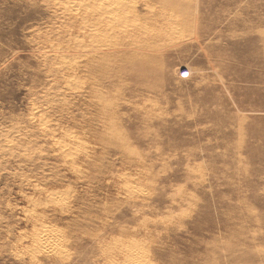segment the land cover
<instances>
[{"label": "rangeland", "instance_id": "rangeland-1", "mask_svg": "<svg viewBox=\"0 0 264 264\" xmlns=\"http://www.w3.org/2000/svg\"><path fill=\"white\" fill-rule=\"evenodd\" d=\"M0 264H264V0H0Z\"/></svg>", "mask_w": 264, "mask_h": 264}, {"label": "bare ground", "instance_id": "bare-ground-1", "mask_svg": "<svg viewBox=\"0 0 264 264\" xmlns=\"http://www.w3.org/2000/svg\"><path fill=\"white\" fill-rule=\"evenodd\" d=\"M135 45V44H134ZM140 45H142V44H140ZM122 47V46H121ZM146 47V46H145ZM148 47V46H147ZM146 47V48H147ZM139 48V47H138ZM143 48V47H142ZM141 48V49H142ZM126 50V49H125ZM135 50H137V49H135ZM135 50H133V51H135ZM145 50V49H144ZM123 51V50H122ZM127 51V50H126ZM125 51V52H126ZM129 51V50H128ZM141 51V50H140ZM147 51V50H146ZM124 52V51H123ZM149 52V51H148ZM133 54V53H132ZM144 54V53H143ZM146 54V53H145ZM119 55V54H118ZM134 55V54H133ZM149 55V54H148ZM123 56V55H122ZM152 56L150 55V58H151ZM120 58V57H119ZM149 58V59H150ZM123 59V58H122ZM152 59H153V57H152ZM144 61H146L147 62V60L146 59H143ZM137 61V60H136ZM159 62V61H158ZM127 63V62H126ZM134 63H136V62H134ZM138 63V62H137ZM140 63H142V61H140ZM140 63H138V64H140ZM143 64V63H142ZM147 66H148V64H147ZM143 70H145V68H142ZM121 70V69H120ZM146 71V70H145ZM66 135V134H65ZM60 141V140H59ZM59 141H57L56 143H55V141H54V146H56V150L60 153V156L65 160L66 158H68L70 161H68V162H66L68 165H69V163L70 162H72V163H74L75 162V159L77 158V157H79V155H80V153L82 152V145H81V140L79 139H77V138H72L69 134H67L66 135V138H65V141H64V143L63 142H61V143H59ZM85 146V145H84ZM70 166V165H69ZM37 190V189H36ZM40 191V190H39ZM52 199V198H51ZM50 228H47V227H44V228H42V230H40V232L38 233V235L37 236H35V242L38 244V246H39V249H46V250H51L50 248L52 247V246H54L53 245V243L55 242H53V243H51V242H49V241H47L48 240V238L49 237H51V236H49L51 233H50ZM53 232V231H52ZM49 236V237H48ZM51 241V240H50ZM57 243V242H56ZM55 244V243H54ZM53 249H54V247H53ZM36 252H37V250H36Z\"/></svg>", "mask_w": 264, "mask_h": 264}]
</instances>
